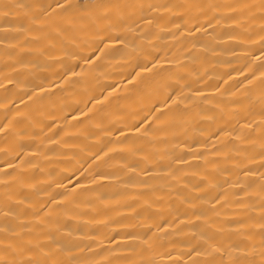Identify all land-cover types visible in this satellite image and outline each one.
Listing matches in <instances>:
<instances>
[{"label": "bare ground", "instance_id": "obj_1", "mask_svg": "<svg viewBox=\"0 0 264 264\" xmlns=\"http://www.w3.org/2000/svg\"><path fill=\"white\" fill-rule=\"evenodd\" d=\"M0 264H264V0H0Z\"/></svg>", "mask_w": 264, "mask_h": 264}]
</instances>
